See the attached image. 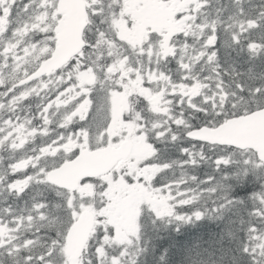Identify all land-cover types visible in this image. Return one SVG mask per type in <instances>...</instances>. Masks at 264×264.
I'll use <instances>...</instances> for the list:
<instances>
[{
  "label": "snow or ice",
  "instance_id": "snow-or-ice-1",
  "mask_svg": "<svg viewBox=\"0 0 264 264\" xmlns=\"http://www.w3.org/2000/svg\"><path fill=\"white\" fill-rule=\"evenodd\" d=\"M0 264H264V0H0Z\"/></svg>",
  "mask_w": 264,
  "mask_h": 264
}]
</instances>
